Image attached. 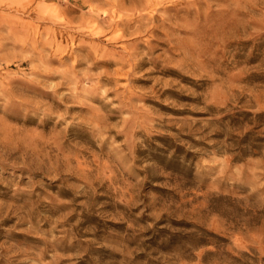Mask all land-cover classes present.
Masks as SVG:
<instances>
[{"label": "rangeland", "instance_id": "rangeland-1", "mask_svg": "<svg viewBox=\"0 0 264 264\" xmlns=\"http://www.w3.org/2000/svg\"><path fill=\"white\" fill-rule=\"evenodd\" d=\"M0 264H264V0H0Z\"/></svg>", "mask_w": 264, "mask_h": 264}]
</instances>
